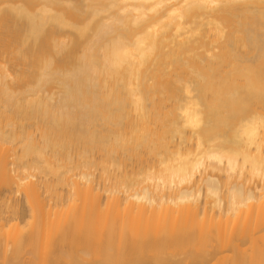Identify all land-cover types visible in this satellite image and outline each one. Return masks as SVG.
<instances>
[{
  "label": "bare ground",
  "instance_id": "1",
  "mask_svg": "<svg viewBox=\"0 0 264 264\" xmlns=\"http://www.w3.org/2000/svg\"><path fill=\"white\" fill-rule=\"evenodd\" d=\"M0 264H264V0H0Z\"/></svg>",
  "mask_w": 264,
  "mask_h": 264
},
{
  "label": "rangeland",
  "instance_id": "2",
  "mask_svg": "<svg viewBox=\"0 0 264 264\" xmlns=\"http://www.w3.org/2000/svg\"><path fill=\"white\" fill-rule=\"evenodd\" d=\"M15 201L18 202V205H19V211H18V220L21 221V222H24L25 219L28 218V208L26 206V203L24 201V198H23V195H16L15 197Z\"/></svg>",
  "mask_w": 264,
  "mask_h": 264
}]
</instances>
